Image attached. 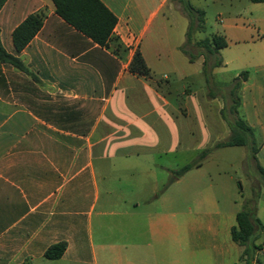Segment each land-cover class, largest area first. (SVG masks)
I'll return each mask as SVG.
<instances>
[{"label":"crops","instance_id":"obj_1","mask_svg":"<svg viewBox=\"0 0 264 264\" xmlns=\"http://www.w3.org/2000/svg\"><path fill=\"white\" fill-rule=\"evenodd\" d=\"M101 1L117 18L118 50L114 41L101 47L69 25L52 0H5L0 9L2 47L25 67L0 61V264H142L133 226H125L127 233L121 229L126 237L111 243L109 207L136 208L138 192L154 194L162 185L158 169L141 167L140 160L173 151L172 143L179 141L175 123L189 118L190 109L187 99L185 114L172 103L163 87L166 73L156 76L179 71L180 53L189 66L200 63L197 72L204 73L205 59L190 60L182 51L186 31L177 43L165 41L168 0ZM41 11L46 14L42 28L16 52L14 29ZM219 21L228 45L210 57L224 66L232 60L222 51L263 39L244 41L243 27ZM136 51L151 79L129 71ZM255 69L261 76L252 80L248 74L242 83L240 112L255 130L256 160L264 168V65ZM134 215L126 212L118 230L134 223ZM158 234L148 233L150 239ZM174 238L182 252V234ZM60 242L66 243L63 256L46 258L47 249ZM257 245L260 260L264 241ZM239 247L242 264L244 247Z\"/></svg>","mask_w":264,"mask_h":264},{"label":"rangeland","instance_id":"obj_2","mask_svg":"<svg viewBox=\"0 0 264 264\" xmlns=\"http://www.w3.org/2000/svg\"><path fill=\"white\" fill-rule=\"evenodd\" d=\"M184 1L168 0L166 42L177 43L184 38L185 31L187 35L186 26L193 18L185 11ZM188 1L194 8L204 11L205 31L194 29L190 42H186L183 49L188 57H204L207 74L201 70L197 72L200 63L189 66L180 53L179 71L156 76L161 79L166 73L167 82L163 79V87H168L172 103L179 109L185 108L184 99L189 101L190 117L175 123L179 141L172 143V152L140 160L141 167L157 168V178L163 183L154 194L144 189L138 192L136 208L119 204L109 207L113 214L108 217V236L111 243H119L120 237L125 235L121 229L127 233L125 226H133L131 231L140 239L142 264H241L240 247L232 241L230 229L237 224L236 214L244 209L251 210L264 222V180L257 171L250 147L215 148V145L231 135L228 122L234 120V115L229 112V90L234 78L242 71H248L252 80L261 76L255 67L264 65V4L250 0L235 3L229 0ZM220 17L224 23L236 22L243 27L239 36L244 41L252 37L263 39L222 51V56L232 61L227 66L214 68L215 59L206 56L198 42L223 33ZM182 71L188 74L187 77L181 76ZM206 149L210 152L201 160V165L193 166L176 183L177 172L198 162ZM126 212H134L135 222L125 223L124 228L118 230ZM154 216L160 218L156 220ZM150 231L160 233L162 238L158 234L156 239H150ZM181 234L183 243L182 252H179L174 237ZM166 235L171 237L165 238ZM262 241L263 235L255 243ZM147 242L151 245L147 246ZM259 258L263 261L264 255L260 254Z\"/></svg>","mask_w":264,"mask_h":264},{"label":"trees","instance_id":"obj_3","mask_svg":"<svg viewBox=\"0 0 264 264\" xmlns=\"http://www.w3.org/2000/svg\"><path fill=\"white\" fill-rule=\"evenodd\" d=\"M252 3H264V0H250ZM54 3L56 14L60 16L69 25L76 30L90 38L94 43L101 47H109V42L114 41L116 43L117 50L121 48V45L114 37V28L117 24L116 16L105 6L101 0H52ZM5 0H0V9L3 7ZM184 9L188 16H192L193 20H190L187 31V42L191 40V34L194 29L197 31H205L204 27V11L194 8L190 2L185 0L183 2ZM46 14L41 11L29 15L21 24H19L12 33V41L16 52L22 51L28 43L34 38V36L42 28ZM194 22V23H192ZM199 46H202L206 52V56H212L218 54L221 49L227 47V41L225 36L219 33L213 34L211 38H205L198 42ZM182 51L187 52L182 48ZM194 56L190 55V60H193ZM0 61L3 63L11 64L17 69L24 70L25 67L18 57L8 54L0 42ZM222 66V60L220 58L215 59L213 67ZM129 71L132 74L143 77L145 79L152 78V72L146 65L145 60L140 51H136L131 63L129 64ZM205 74L206 70L203 69ZM248 71H242L236 78H234L232 86L229 90V98L231 105L229 112L234 115V120L228 122V126L231 131V135L227 140L221 141L215 145V148H224L232 146H248L250 147L254 159L256 160V154L259 150V145L256 141L255 130L252 128L240 114L241 108V96L240 89L242 83L248 79ZM212 96V95H211ZM180 111L185 114V109L180 108ZM223 118L224 112H221ZM209 149L204 150L201 153L199 161L194 164H188L182 167L177 176H182L188 172L193 166H200L201 160H203L208 154ZM256 167L260 177L264 180V168L256 160ZM236 226L231 229L232 241L239 246L244 247L242 257L245 264H252L255 261L256 264H262L259 259L256 258V251L259 246L255 243L259 237V233L264 231V225L261 221L254 216L251 210L244 209L236 214ZM66 250V243L60 242L52 245L45 252V257L48 259H60Z\"/></svg>","mask_w":264,"mask_h":264}]
</instances>
